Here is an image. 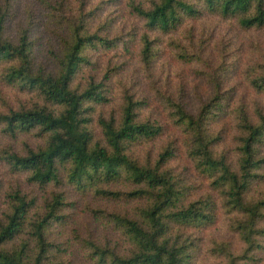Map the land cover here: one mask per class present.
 <instances>
[{
  "label": "trees",
  "instance_id": "trees-1",
  "mask_svg": "<svg viewBox=\"0 0 264 264\" xmlns=\"http://www.w3.org/2000/svg\"><path fill=\"white\" fill-rule=\"evenodd\" d=\"M96 1L36 0L21 10L20 0H0V86L18 95L17 105L0 96V138L41 139L23 153L3 148L0 161L31 184L66 188L42 200L5 193L0 264H78L71 241L51 236L72 222L70 188L136 205L86 209L116 232L83 240L90 264H195L221 223L244 246L210 237L219 264H264V49L257 59L247 49L229 53L242 49L237 27L264 29V0L129 2L141 48L119 92L121 62L110 57L101 76L94 68L124 50L128 35L112 34L102 17L116 2ZM162 44L173 54L166 65L178 63L157 75ZM132 60L126 55L125 66Z\"/></svg>",
  "mask_w": 264,
  "mask_h": 264
},
{
  "label": "rangeland",
  "instance_id": "rangeland-1",
  "mask_svg": "<svg viewBox=\"0 0 264 264\" xmlns=\"http://www.w3.org/2000/svg\"><path fill=\"white\" fill-rule=\"evenodd\" d=\"M101 1L103 3L105 0H97L96 2L100 4ZM114 1L116 2V4L114 5H111V1H108L104 5L105 12L102 14V17L103 19L111 22V29H112L111 32H113L112 34L118 32L119 34H123L124 36L128 35L127 36L128 43L126 45V48L122 51L112 50L107 52L104 55V57L99 61V67L96 69L94 68V71L95 73L101 76L105 72V69L108 64V59L114 56L113 58L114 61L121 62L122 64L115 69L116 73H115V79L113 81L114 85L117 88L116 92H119L120 78L125 74H132V70L134 68H137L138 60L134 58L133 55L138 57V50L141 48V45L139 43V34L142 30L132 29V27L136 24V21H135V17L130 13L127 4L131 1H137V2H142L145 6H150L152 5V2L154 0H114ZM34 3H36V0H20L19 7L21 10H26L28 8V5H33ZM39 9L37 7V11L40 12V15L45 12L43 11V8L39 7ZM190 26H192V24H189L188 27ZM226 26L227 25L222 26L224 30L228 29V27ZM237 30H238L237 32L240 33L238 34V43L239 44L241 43L242 49L235 48L234 51L229 50L231 56L233 53H235L236 55L241 54L244 51L243 49L245 50L247 49L246 51L253 54L257 59L258 56L256 55V51L258 52V46L264 49V29L248 32L246 30H240V27H237ZM153 35L156 36L155 33ZM58 41L60 40L57 38H53V37L51 38V43L56 48H59L60 46V43ZM133 45L136 46L135 49H133ZM168 45L169 44L167 45L162 44L161 50L159 45L158 57L160 58V60L158 64L160 65L158 66L157 69V75L160 74L167 65L171 66L172 70L176 69L177 66L176 64L178 62H176L175 58H172V60L166 65V63L173 56V54L170 51V47ZM254 45L256 47H254ZM126 55H128L129 58L133 59L132 63L127 66H125L126 64H124ZM163 62L165 63V66L162 65ZM173 62H175L174 65H172ZM192 65L197 66L196 64H192ZM123 67H125V71L121 72ZM88 73H89V69L87 70L86 75H88ZM81 80L84 81V78L80 77L78 81ZM2 94L8 101L17 105L18 95L15 90H12L6 86H0V96ZM112 109H113L112 106H108L106 109V114L111 113ZM40 142L41 139H39L35 134H21L18 135L15 139L7 136H3L0 138V151L3 148L12 146L15 150H18L19 152L23 153L26 143L36 147V145H38ZM0 182H1L0 214L2 210H4L5 207L7 206L5 205L6 199L4 195L8 190H11L13 188H18L31 195L37 196L40 200L45 199V197L48 196L52 190L58 189L60 191L66 189L65 186H58L54 184V182L45 186L31 184L28 180L27 173L12 171V169L3 161H0ZM117 187H121V185H118ZM66 196L69 198V200L75 202L74 206L68 209L70 212L69 216L70 217L72 216V218H70L72 222L65 225L54 226L51 229V236L56 238L60 242L71 241V252L75 256L78 264H90L89 260L87 259L88 252L81 245L83 244V240L87 239L88 237H93L95 241L98 242L101 240H105L106 238L112 237L113 235L116 234V232L113 225L107 219L95 215L96 214L95 212L94 214L93 212L86 211V209L88 207L91 208L98 206L99 208L107 209V211H121V210L134 211L136 205L131 200L107 199L104 197L101 198V197H96L92 193L87 194V193L75 192L72 191L71 188L66 190ZM76 217L77 219L75 220ZM210 233L211 235L207 237V240L205 242L203 253H200L194 260L195 264H205V263L219 264L220 260L214 258L209 252L210 249L209 247L211 246V242L209 240L210 237L215 236L216 238L219 237L221 239H226V238L232 239L235 246L234 248L237 252H240V249L243 248L244 246L241 240H239L236 236L228 232L226 225L223 223L217 225L215 228H212L210 230Z\"/></svg>",
  "mask_w": 264,
  "mask_h": 264
}]
</instances>
